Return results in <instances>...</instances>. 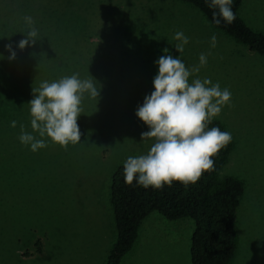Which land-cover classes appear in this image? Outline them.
<instances>
[{
	"label": "rangeland",
	"instance_id": "374dc122",
	"mask_svg": "<svg viewBox=\"0 0 264 264\" xmlns=\"http://www.w3.org/2000/svg\"><path fill=\"white\" fill-rule=\"evenodd\" d=\"M242 6L240 17L264 34V0H243ZM25 16L33 18L38 35L73 42L79 67L97 80L100 96L82 103L80 143L65 150L48 139L46 148L33 152L17 132L15 147L0 151L11 158L0 160V264H106L117 241L112 176L154 143L142 141L150 129L136 111L155 90V61L165 48L188 67L210 51L207 65L190 78H208L232 93L231 106L213 119L233 140L219 175L244 185L231 264H264V56L179 0H0V25L16 21L27 33ZM177 31L189 37L181 54ZM194 230L190 218L168 221L152 213L121 264H192Z\"/></svg>",
	"mask_w": 264,
	"mask_h": 264
},
{
	"label": "trees",
	"instance_id": "16d2710c",
	"mask_svg": "<svg viewBox=\"0 0 264 264\" xmlns=\"http://www.w3.org/2000/svg\"><path fill=\"white\" fill-rule=\"evenodd\" d=\"M200 10L217 28L226 32L250 51L264 56V34L253 31L240 17L243 0H233L236 19L232 24L212 22V12L205 0H179ZM24 25H0V151L15 147V134L20 135V125L30 132L28 118L23 110L33 99V87L42 81H55L63 76L79 73L80 78H89V72L79 67V54L72 41L38 35L35 45L29 44L21 50L19 41L27 38ZM72 42V43H70ZM12 45L16 57L6 45ZM78 58V59H77ZM84 100H92L85 97ZM19 108H18V107ZM23 111V112H22ZM19 115V116H18ZM18 116V117H17ZM23 116L26 119H20ZM17 121L15 128L11 122ZM19 121V122H18ZM224 125L212 120L209 128ZM233 149V140L213 157L214 168L205 172L195 184L187 187L180 182L165 185L162 189L145 188L135 181L128 185L124 180L123 165L118 167L111 184V205L117 229V241L106 264H121L133 249L142 222L152 213H159L168 221L190 218L195 222L191 238L192 264H231L235 258L239 237L235 231L236 212L243 196L244 185L234 177H220ZM11 158L0 154L1 161Z\"/></svg>",
	"mask_w": 264,
	"mask_h": 264
},
{
	"label": "clouds",
	"instance_id": "9594fccd",
	"mask_svg": "<svg viewBox=\"0 0 264 264\" xmlns=\"http://www.w3.org/2000/svg\"><path fill=\"white\" fill-rule=\"evenodd\" d=\"M205 3L213 10L212 22L217 26L235 21L233 0H205ZM23 20L31 30L26 39L19 41L21 50L39 40L33 18L25 16ZM174 39L178 41L176 50L183 53L189 37L177 31ZM216 46L217 37L213 34L210 47ZM6 48L11 53L9 59H15L12 45ZM163 51L165 55L155 61L159 69L153 79L155 90L145 97L136 111L150 129L141 133L142 141L153 140L154 143L146 154L129 156L124 162V180L128 185L135 181L145 188L162 189L174 181L185 187L195 184L205 172L214 168L213 157L232 140L230 132L209 128L222 108L231 106V91L222 89L219 82L213 84L208 78H195L190 82V77L207 65L212 53H200L199 64L188 67L180 57L168 54L167 48ZM96 81L92 75L81 79L79 73H74L55 81H42L38 87H33V99L28 103L32 132L26 131L21 124L20 142L30 146L33 152L46 148L48 139L65 150L69 143H80L82 133L78 118L83 112L86 95L91 99L100 96ZM16 126L17 121L13 120L11 127Z\"/></svg>",
	"mask_w": 264,
	"mask_h": 264
},
{
	"label": "crops",
	"instance_id": "0c3cea01",
	"mask_svg": "<svg viewBox=\"0 0 264 264\" xmlns=\"http://www.w3.org/2000/svg\"><path fill=\"white\" fill-rule=\"evenodd\" d=\"M243 6H244V5H243ZM243 6H242V7H243ZM205 17H206V16H205ZM206 18H207V17H206ZM207 19H208V18H207ZM210 23H211V22H210ZM245 23H246V22H245ZM211 24H212V23H211ZM246 24H247V23H246ZM212 25H213V24H212ZM213 26H214V25H213ZM214 27H215V26H214ZM215 28H217V27H215ZM217 29H219V28H217ZM219 30H221V29H219ZM221 31H222V30H221ZM223 32H224V31H223ZM225 33H226V32H225ZM226 34H227V33H226ZM227 35H228V34H227ZM229 36H230V35H229ZM230 37H231V36H230ZM231 38H232V37H231ZM233 39H234V38H233ZM234 40H235V39H234ZM237 42H238V41H237ZM194 78H195V77L190 78V82H191V80H193ZM217 121H218V120H217ZM149 216H150V215H149ZM149 216H148V217H149ZM148 217H147V218H148ZM147 218H146V219H147ZM146 219H145V220H146ZM145 220H144V221H145ZM144 221H143V222H144ZM143 222H142V224H143ZM142 224H141V226H142ZM140 229H141V227H140ZM140 229H139V231H140ZM138 238H139V235H138ZM191 238H192V237H191ZM106 263H107V262H106Z\"/></svg>",
	"mask_w": 264,
	"mask_h": 264
}]
</instances>
